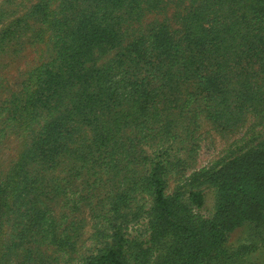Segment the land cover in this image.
I'll return each mask as SVG.
<instances>
[{
  "label": "rangeland",
  "instance_id": "obj_1",
  "mask_svg": "<svg viewBox=\"0 0 264 264\" xmlns=\"http://www.w3.org/2000/svg\"><path fill=\"white\" fill-rule=\"evenodd\" d=\"M203 1L126 0L118 8L108 0H0V264H83L104 245L116 220L133 219L151 207L146 158L158 155L167 165L166 193L199 187L206 198L199 212L213 215L216 189L206 175L264 146V63L230 77L239 93L228 114L212 119L203 98L189 105L184 96L191 88L184 84L179 106L156 103L145 118L116 131L110 141L114 152L94 139L88 116L70 112L81 84L60 81L56 100L29 102L44 89L46 69L70 61L85 70L111 68L117 75L133 40L148 41L162 24L180 38L183 16ZM92 16L108 18L117 36L87 49L86 18ZM84 47L87 53L80 51ZM234 62L228 69L239 72L247 60L232 68ZM131 103L119 104L118 111L133 109ZM59 113L58 129L77 127L68 145L48 138ZM78 148L94 154L86 157ZM42 149L50 155L42 157ZM147 229L142 218L129 230L145 236ZM206 264H264V210L227 230Z\"/></svg>",
  "mask_w": 264,
  "mask_h": 264
},
{
  "label": "trees",
  "instance_id": "obj_2",
  "mask_svg": "<svg viewBox=\"0 0 264 264\" xmlns=\"http://www.w3.org/2000/svg\"><path fill=\"white\" fill-rule=\"evenodd\" d=\"M125 2L108 0V5L119 8ZM213 5L204 0L183 16L184 31L178 39L162 24L148 41L144 37L133 40L122 54L117 75L111 68L85 70L74 61L46 69L44 89L36 90L29 102L36 98L56 100L60 81L81 84L83 91L78 93L70 112L76 118L89 117L86 126L94 129V139L98 144L111 145L106 152L115 150L110 143L114 133L123 125L145 118V111L148 113L151 106H179L184 84L191 88L186 87L184 96L189 105L203 98L212 119L219 113L228 114L227 108L239 93L230 77H241L255 64L264 63V0H213ZM206 10L216 16L209 18L207 13L204 15ZM93 17L86 18L87 49L117 36L108 18L95 21ZM80 51L87 53L85 47ZM244 58V69H228L231 60L235 61L231 67L235 68ZM130 103L133 109L118 111L119 104ZM53 121L48 138L68 145L67 141L73 138L67 136L75 135L77 127L58 129L63 125L60 113ZM102 125L106 126L105 132L98 130ZM45 138L44 132L42 139ZM76 151L86 157L94 154L79 148ZM40 155L48 157L50 153L42 149ZM146 159L149 167L144 180L153 195L151 207L133 219L116 220L104 245L83 264H206L221 247L227 230L242 220L262 215L264 146L206 173V182L216 189V209L211 217L199 212L206 199L201 188L168 195L165 161L159 155ZM142 218L147 220V235L131 233V224Z\"/></svg>",
  "mask_w": 264,
  "mask_h": 264
}]
</instances>
